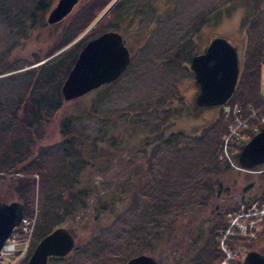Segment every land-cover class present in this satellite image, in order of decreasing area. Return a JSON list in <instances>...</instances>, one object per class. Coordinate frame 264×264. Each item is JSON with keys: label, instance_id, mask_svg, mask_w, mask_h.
Here are the masks:
<instances>
[{"label": "rangeland", "instance_id": "1", "mask_svg": "<svg viewBox=\"0 0 264 264\" xmlns=\"http://www.w3.org/2000/svg\"><path fill=\"white\" fill-rule=\"evenodd\" d=\"M99 1H84L79 9L89 6L87 11L95 10ZM112 1L114 0H109V2ZM123 2L124 0H121L119 5ZM238 3L239 0L222 4L219 0H139L138 6L141 8L139 7L135 13V20L140 19V21L146 22L152 18L153 22L150 26L146 23H139L133 26L134 30H137L136 32H132V29L126 32L131 39L129 42L126 39V42L132 44H130L132 52L131 63H129L125 75L123 73L121 79L107 86L99 87L96 91H94L96 88L91 89L80 97L65 100L66 103L61 105L57 118L64 117L69 113L71 125L79 131V134L74 135V140L79 143L84 138V145H80L84 149L90 145L89 138L98 129L108 132L109 137L113 140L117 139L119 104L136 103L140 106L155 104V109H157L160 104L167 101L172 110V129L182 130V133L173 136L168 146L161 143L160 147L156 149L157 155L152 167L156 175L154 180L147 181L140 178L122 183L119 181L84 183V186H91L90 194L87 195L89 199L87 206L90 205V207L85 213H80L83 214V218L76 232L81 238L80 243L88 242V240H84L85 238L91 239V241L87 245L80 246L79 249H73L69 257L53 259L48 264H116L117 255H119V264H122L129 256L138 253L151 254L157 259H160L161 256L162 264H171L173 263L172 247H177L179 251L183 247L186 248L188 258L194 255L197 248H200L191 247L190 242L181 237V233L176 235L171 233L176 237V240H171L173 244L170 246L164 241L157 244L154 243L155 239L151 232L154 229H177L180 224L187 223L185 232L188 233L191 229L194 235L195 230L200 228L201 222L205 227L208 226L205 218L212 216L213 207L219 203L223 205L222 200L216 199L208 191L212 187L213 189L216 187V182L212 186L206 183H210L218 177L215 173L211 174L209 160L215 142V134L219 132L220 120L216 122L214 120L219 113H223V107L222 104L197 107L194 98L198 91V85L194 81L188 59L189 55L194 52L193 50H200L206 45L209 37L217 33L226 36L238 52L242 51L245 42L244 28L240 24L243 15L242 7L237 6L231 11V14H226L230 6ZM213 5L215 6L211 8ZM32 8V0H0V67L4 66L0 72V127L6 123H16V120L11 119V113H16L17 117L21 116L20 103L14 109L12 105L23 93L34 100V105L46 106L45 102L53 92L51 90H53L60 72L46 81H42L41 78H33L32 75L40 73L47 75L48 66L53 65V63H49L51 59H56L59 64L71 63V59L74 58L80 45L67 49L73 40L71 39L62 48H59L74 28L73 21L75 20L69 21V19L72 16L75 19V15L72 14L50 26L40 19L31 20L30 12L34 10ZM203 13L207 16V21L203 22L202 19L198 29L195 30L193 24H195L198 15ZM262 14L263 12L256 16L259 22L261 19L264 21ZM117 18L119 17H116V14H112L107 19ZM102 22L103 20L96 23L97 27L92 29L94 33L100 31ZM77 24L78 21L75 25ZM263 29L264 24L260 26L259 31L261 32ZM147 31H149L148 34H146ZM190 35L193 44L182 46ZM56 46L57 48L49 55L35 60ZM33 60L35 61L32 62ZM43 62L48 63L43 68L37 66ZM53 70L55 68L51 69V73ZM60 70L62 71V69ZM260 81L261 90L264 93V64L261 66ZM179 92L183 94V101L178 99ZM93 99L96 101H92ZM27 100V103L30 104V99L27 98ZM86 104L89 105V109L96 108L97 112H84ZM113 107L117 110L113 109V112L107 113L106 109ZM12 110L13 112L7 113ZM33 110L36 111V107ZM108 114H113L112 118L116 119L110 122L108 119L111 116H106ZM106 117V121L110 122L108 124L104 122ZM227 118L225 131L218 136L222 145L219 142L220 146H217L216 152L218 154L223 152L227 158L231 159L230 147L226 144V140L229 139V133L235 132L239 128L240 122L232 125V120ZM157 120L158 118H156ZM261 121L264 124V117L261 118ZM144 123H148L147 117ZM104 124L105 126L100 128ZM56 125H58L56 121L50 122L46 131H51ZM42 128L41 124L34 125L35 131H41ZM241 129H244L243 123ZM11 135L14 134L11 133ZM53 135L50 134V136ZM251 136L245 132L239 133V138L244 139L243 144ZM10 137L14 138L9 136L5 143L11 141ZM135 137L140 139L141 133H137ZM47 138L48 135L42 134L36 141L44 142ZM59 139L57 140L55 137L47 140H50L49 142L57 140L54 144L69 146ZM62 154L65 156L64 163L66 165H60L62 167L58 166L57 168L55 159H60ZM77 154L78 152L64 153L61 147H50L43 143L42 152L39 154L40 179L38 180L34 173V192L32 202L29 204L31 211L25 215L33 218V222L29 219V222L26 223L28 229L24 230L25 223L21 220L15 229L18 231V236H21L20 238L16 236L20 244L25 239L27 240V250L42 231L49 230L56 225L70 226L75 220L79 223V220L76 219L79 216L76 213L71 214L66 210L59 213L57 210L58 207L66 208L64 203L57 202L58 197L65 193V187H68L70 183L75 189H81L80 187L83 186L82 180L68 181V177L63 176L65 172L69 173L68 163L70 164L72 159H76ZM85 158H89V156ZM72 163V171L77 175L82 169L77 167L74 161ZM232 167V170L221 181L223 185L231 186L233 195L237 194L236 201L242 195L246 203L249 202V204L244 205L241 210H235L233 214L235 217L231 220L232 224L223 226V228L222 226L215 228L214 242L217 250L219 248L221 251V257L214 260L215 264H218L225 254L221 248V240L218 242V237H216L217 233L222 235L221 238L225 241L223 247L227 249L228 245L231 248L229 250L231 258H229L228 264H239V259L241 261L246 251L251 249L264 253L262 251V249L264 250V234L250 237L238 229L237 225V223H246L248 217L245 212L259 209V202L264 201L260 200L264 195V189L260 187L263 175L244 171L234 164ZM159 170L162 171V175L159 174ZM21 172H7L10 176L9 179L4 178L0 181L1 200L17 199L19 195L13 187L18 183V180H12L11 177ZM42 174L44 177H41ZM150 179H152L151 176ZM204 194L209 199L206 202H203ZM228 194L230 197V193ZM87 196L85 194V200ZM183 198L187 201L185 202ZM255 198L257 203L254 206L250 205ZM192 210L196 220L189 213ZM179 211L183 216L174 220V213ZM241 211H244L242 216ZM71 215L73 217H70ZM157 216L160 218L159 220ZM224 219L229 223L230 215L225 213ZM66 222H71V224ZM263 222L264 217L261 221L259 220V226L264 225ZM262 228L263 226L258 231ZM239 238L242 239L239 240ZM251 240H253L251 245H247ZM165 251L172 255V262L169 256H165ZM18 252V250L14 251L16 255L10 256L7 264L25 263ZM188 262L187 259L184 260L185 264Z\"/></svg>", "mask_w": 264, "mask_h": 264}, {"label": "trees", "instance_id": "2", "mask_svg": "<svg viewBox=\"0 0 264 264\" xmlns=\"http://www.w3.org/2000/svg\"><path fill=\"white\" fill-rule=\"evenodd\" d=\"M219 1L222 4V3L231 2L234 0H219ZM214 6L215 5H213L211 8H213ZM237 6H241L242 11H243V15L241 16V19H240V24L244 28L245 42H244L243 49L241 51L242 54H240L237 82L235 84L233 93L229 97L228 101H230L232 104H236L239 109L236 113L229 112L228 115H223L224 113L221 112L216 116L214 120L215 122L220 120L218 130L219 132L220 131L221 132L220 133L217 132L215 134V142H214V146L212 149L211 159L209 161H210V166H211V174L215 173L218 175L219 178L216 177V179L212 180L210 183L206 182L208 185H211V186L214 185V182H216V187L214 189L212 187L208 191L211 192L213 194V197H216V199L222 200L224 206L220 205L219 203L215 207H213V211L211 213L212 216L210 218H205V222L208 223V226L205 227L203 222H201L202 224L200 228L198 227L195 230L194 235L192 234L193 232L191 229H189L190 232L188 233L185 232L186 230L185 227L187 223L180 224L177 229H170V228H165L161 230L154 229V231L151 232V234H153L152 236L155 239L154 243H157V244L162 243L164 241L165 243H168V246H170L171 244H173L171 243V240H174V241L176 240V237L171 235V233H173L174 235L181 233V237L184 240L185 239L188 240L191 244V247H194V246L196 248L200 247V248H197L194 255H192V257L190 256L189 258L187 257L188 253H187L186 248L183 247V249L179 251L177 247H172L171 252L173 254V263L171 264H185L184 260L186 261V259L189 261L188 264H212L216 258L221 257V251L219 250V248L217 250V247L214 242V235L216 233L215 228L219 226L220 227L222 226L223 228V226H226L227 222L224 219V215L226 211L230 207L234 206V204L237 201L244 200L243 196L241 195V197L239 196L240 198L236 201L237 194L233 195V190L231 189V186L229 184L223 185L221 180L224 178V176L226 177V174L230 170H232L233 168L232 164H235V165L237 164L238 151L242 147L243 142H244V139L239 138V133L245 132L247 135L251 136L253 133L258 131L263 125L261 118L264 117V93L261 90L260 78H261V66L262 64H264V29L260 32L259 28L260 26L264 24V21L263 19H261L259 22V20L256 19V16L263 12L262 17H264V0H239V3L237 5L230 6L227 9L226 14L227 15L231 14V11L235 7L237 8ZM88 8L89 6L79 9L75 14V19L72 16V19L75 20L73 22L76 24L78 21V24L77 25L74 24L73 30L71 31L70 35L66 38V40L62 42L63 43L61 44L62 46L65 45L68 41H70L74 36L81 33L94 20L99 10L102 8V5L100 7H97L95 10L87 11ZM202 19H203V22L207 21V16L204 13L201 14L200 16L198 15L197 19L195 20L196 25L193 24L195 30L198 29V25ZM99 22L100 21H98L97 23ZM184 44H193L191 35L185 39L182 46ZM62 46H60L59 48H61ZM56 48L57 46L51 49L50 51H48L47 53H45L43 56H39L35 60L41 59L42 57L49 55ZM202 49L203 47L200 50H193L194 52H192L189 55L188 60H190L193 54L200 52ZM35 60H33L32 62H34ZM72 60L73 59H71V61ZM46 63L48 62L40 63L37 66L40 68H43V66H45ZM49 63H53V65L48 66L47 75L43 73H40L39 75H36V74L32 75L33 78L34 77L41 78L42 81H46L48 79H52L53 76H55L58 72H60V76L58 77L57 81H55L53 90H51L53 92L51 93L47 101L45 102L46 106L40 107L38 105H34L33 104L34 100L31 97L26 96L23 93L18 96V100L14 103V105H12L14 109L15 107H17V104L19 106V103H20L21 110H22L21 116L17 117L16 113L15 114L11 113L12 114L11 119L16 120V123L14 124L6 123L5 125L0 127V181L4 178L8 180L10 177L8 173L22 171L21 173L13 175L11 178L12 180H18V183L15 184L13 188L19 195L17 199L23 203V206H24L23 215H28L29 212L31 211L30 210L31 206L29 204L32 202V197H33V192H34V187H33L34 181H35L34 173H36L38 180L40 179L41 162L39 160V154L40 152H42V147L44 143L43 141H40V142L36 141L39 139L40 135L46 134L49 136L47 139H51L54 137L50 136V134L55 135L58 132L60 134L62 133L63 135L62 139H59V140L64 142V144L65 143L69 144V146L68 147L63 146V144L59 146L62 148V151L64 153L69 152L70 149H72L73 152L75 153L78 152V154L76 155L77 156L76 165L79 168H85V164H86L85 157L88 156L86 149L80 146V145H84L83 144L84 138H82L79 143H77L74 140V135L79 134V131L71 125V121H70L71 119L69 117L70 116L69 113L67 112L68 114H66L64 117L59 116V119L57 118L58 117L57 113L60 111L61 105L66 103L65 100H63L60 86L68 70L70 69L72 62L66 63V64L64 63L59 64L56 61V59H51L49 60ZM52 68H55V70H53L51 73ZM3 69H4V66H1L0 72H2L1 70ZM60 69H62V71ZM126 71L127 69L123 72L124 75ZM122 74L120 77H118L113 82H116L117 80L121 79L123 77ZM107 85H104V86H107ZM96 90L97 89H95L94 91ZM27 98L30 99V104L27 103L28 101ZM92 101H96V99L95 100L93 99ZM136 105L138 107H141L140 111L142 113L146 114L149 112L146 104L143 106H140L138 104ZM35 107L37 109L36 111L33 110V108ZM106 111L107 113L113 112V110L109 111V109L108 110L106 109ZM10 112H13V110L7 111V113H10ZM84 112L96 113L97 109L96 108L89 109V105L86 104V107L84 108ZM55 114H56V117H55ZM106 116H111L110 119H108L110 122L116 119V118H112L113 114H108ZM227 117H229L232 120V125H236L240 122V125L238 126L239 128L236 129L235 132L229 133L228 135L229 141L226 140V144L229 145L230 147L229 151L231 153V159L227 158L224 155V153L221 151H220L221 153L219 154L216 152L217 146L222 145L218 136L219 134L224 132L225 127H227V122H228ZM28 119H30L31 121L28 122L27 121ZM106 120H107V117L105 118V121H104L105 124L110 123V122H107ZM52 121H56L58 125H56V127H54L51 131H46V128ZM242 123L244 124V129H241ZM36 124L42 125L43 128L41 131L34 130V125ZM105 124L102 126H105ZM144 125L147 126V123H145ZM11 133L14 135H11ZM181 133L182 132L172 133V136L168 138L165 137L161 141H163L164 143H168L172 140L173 136H175L176 134H181ZM9 136H13L14 138L12 139V137H10L11 141L8 143H5ZM96 141H97L96 139H93L91 142L92 143L91 147L93 151H96L97 150L96 148L98 147V144L96 143ZM107 141L112 146H116V144L119 145V141L117 139L113 140V138L110 137V139H108ZM219 142H220V145H219ZM158 147H160V145H158L157 148ZM60 156L65 157L63 154ZM61 167L62 166H60V168ZM5 170L8 173L7 172L5 173ZM163 171H164V168H163ZM69 172H70V168H69ZM161 172L162 171L159 170L160 175L163 174ZM64 174L68 176V173L65 172ZM153 175L155 178L156 176L155 171H153ZM260 175H263L262 176L263 179L261 181L260 187L264 189V174H260ZM154 178L150 180H154ZM145 179L149 181L148 178H145ZM68 181H71V180L69 179ZM82 181H83V186L80 187L81 189H75V187H73L70 183L68 185V187H70V190L66 194L64 193L61 197H58V201H57V202L64 203L66 207V208L58 207L57 210L59 213H63L62 210H66L68 212H71V214L76 213L79 216L78 218H76L79 220V223L75 219H74L75 222H72V224L71 222H66V223L71 224L70 226H67V227L74 228L73 232L75 235L74 237L75 243H74L72 250L76 248L79 249L80 246L87 245L91 241V239L85 238L84 240H88V242L80 243L81 238L76 232L78 226L81 223V219L83 218V214L81 215L80 213H85L88 200H89L88 196L91 191V186H84V183H88L89 181H84V180ZM103 182L109 183L111 181H103ZM99 183H102V182H99ZM228 193H230V197H228L229 196ZM85 194L86 196L88 195L86 200H85ZM183 199L185 202L187 201V199L185 198ZM203 199H205L203 202H206L209 200L207 199V196H205V194L203 196ZM260 200H264V195H263V198ZM203 202H201V204H203ZM189 213L195 219L194 211L192 210ZM174 214H175L173 216L174 220H178L181 216H183V214L180 211ZM204 214L205 212L203 213V215ZM159 216L161 217L160 214ZM70 217H73V215H71ZM157 219L159 220L160 218L157 216ZM158 220L156 221V224ZM56 226H59V225H56ZM262 226L263 228L259 231L257 236H261L264 234V225ZM52 228H50L49 230H51ZM49 230L42 231L32 241L28 249L27 255L22 259L23 261H25V259L28 257V254L30 252L32 245H34L36 241L41 236H43L45 233H47ZM216 235H217L216 237H219V233H217ZM241 239L242 238H239V240ZM252 241L253 240L247 243V245H251ZM77 244H79L78 247H76ZM71 251L62 257L49 256L48 263L52 261L53 259H62V258L69 257L71 255ZM262 251L264 250L262 249ZM167 253L168 251H165V256H169V259L172 262V255L167 254ZM238 263H240V260L238 261Z\"/></svg>", "mask_w": 264, "mask_h": 264}, {"label": "water", "instance_id": "3", "mask_svg": "<svg viewBox=\"0 0 264 264\" xmlns=\"http://www.w3.org/2000/svg\"><path fill=\"white\" fill-rule=\"evenodd\" d=\"M77 0H58L50 10L47 21L54 22L69 11ZM129 60L127 47L116 31H105L90 39L79 51L77 58L64 77L60 90L64 99L80 96L87 91L115 79ZM189 67L198 83L195 103L219 105L232 94L238 76V56L233 44L222 35L210 38L204 50L195 53ZM264 162V124L240 148L237 163L249 168ZM23 203L16 199H0V247L12 228L23 215ZM74 246L73 227L59 225L34 244L24 264H46L51 255H66ZM154 255L139 253L124 264H159ZM239 264H264V253L246 251Z\"/></svg>", "mask_w": 264, "mask_h": 264}, {"label": "flooded vegetation", "instance_id": "4", "mask_svg": "<svg viewBox=\"0 0 264 264\" xmlns=\"http://www.w3.org/2000/svg\"><path fill=\"white\" fill-rule=\"evenodd\" d=\"M84 1H87V0H77L71 6L69 11L66 12L61 18H59L58 20L54 22H48L47 21L48 14L50 10L57 4L58 0H32V4H33L32 9L34 10L30 12L31 20L40 19L47 25L53 26L57 22H60L66 19L72 14L75 15V13L79 10V7H81ZM98 3L99 4L97 7H100L102 5V8L99 10L100 12H98L94 20L81 33H79L78 35L72 38L73 40L69 44L68 49L80 44L78 46V50H76V54L72 60V64L77 58L78 53L81 50V48L90 39L98 36L102 32L109 31V30L116 31L121 35L122 42L123 44H125L128 50L129 60H128L126 67L122 70V72L115 79L109 82L102 83L101 85L95 87L96 89L98 87H102L104 85H107L115 81L127 69L129 63H131V52H132L130 48L131 43L126 42V39L128 42L131 39L129 36H127L126 32L131 29H132V32H136L137 30H134L133 26L138 25L139 23H146L148 26H150V24L153 22L152 18L150 17L148 18H150L151 20L149 21L148 19L146 22H142L140 21V19L135 20V16H136L135 13L138 11L139 7L141 8V6H138L139 0L137 1L124 0L123 4L121 5H119L121 3V0H114L112 2H109V0H106V1L100 0ZM112 14H116V17H119V18L107 19L108 17L112 16ZM71 20H72V17L69 19V21ZM102 20L103 22L101 23L102 27H100L101 28L100 31H97L96 33H94L92 29L96 28L97 27L96 23ZM148 33L149 31L146 32V34ZM216 35H221V34L217 33ZM84 36L85 38L83 39ZM213 36H210L209 40ZM133 42H134V39H133ZM205 46L200 52L204 50ZM66 48H63V49H66ZM235 49H236L237 56H238V68H239L241 52H238L236 47ZM77 97H80V96H77ZM75 98L76 97L67 99V101L75 99ZM178 99L179 101H183V94L181 92L178 93ZM198 106L199 105H197V107ZM147 107H148L149 112L145 114L140 111L141 107H138L134 103L119 104V131L117 132V140L119 141V145L116 144V146H112L107 141L108 139H110L108 132H103L102 129H98L97 131H94V135L89 138L90 145L87 148H85L89 156V158L85 159V162H86L85 168H81L82 171H80L76 175L72 171V165H73L72 162L74 161L76 164L77 159H72V161H70V164L68 163V166L71 168L70 172L68 173V176H66L65 174H63V176L68 177V180L70 179L71 181L84 180V181H90V182L93 181L95 183H99L103 181H111V182L119 181V183H122V182H131V181H134L140 178H143V179L148 178V180H150V176L153 179L154 169L152 167L155 163V159L157 155L156 153L157 146L160 145L161 143H164L161 140L164 139L165 137L168 138L172 136V133L182 132V130L176 131L175 129H172V126H171L172 110H171L170 103L167 104V101L166 102L164 101L162 104H160L157 107V109H155L156 108L155 104H153L152 106L147 104ZM108 109L110 111L115 108L113 107V108H108ZM146 117L148 119L147 126L144 125ZM156 118H158L157 121H156ZM103 127L104 126H101L100 128H103ZM137 133H141L140 139L135 137ZM62 136H63L62 133L60 134L59 132L53 135L54 138L57 137V140L59 138L62 139ZM93 139L97 140L96 143L98 144V147L96 148L97 149L96 151H93L91 147L92 145L91 142ZM49 141L50 140H45L44 143L49 145L50 147L51 146L60 147L59 145L54 144L56 141H53V142H49ZM169 144L170 142L165 143L164 145L168 146ZM68 153L73 154L74 152L72 149H70ZM64 158L65 157H60V159H55L56 161L55 165L57 166V168L60 165H63V166L66 165L64 163L66 159ZM41 177H44V175L42 174ZM69 190H70V187H65L64 188L65 194ZM89 207L90 205L86 207V210H88ZM74 243H75V238H74ZM118 251H119V248H118ZM51 256H56V255H51ZM57 257H62V256H57ZM125 262L126 261H124L122 264H124ZM47 263H48V259H47L46 264ZM14 264H17V263H14ZM116 264H119V255H117L116 257ZM159 264H162L161 256H160Z\"/></svg>", "mask_w": 264, "mask_h": 264}, {"label": "built area", "instance_id": "5", "mask_svg": "<svg viewBox=\"0 0 264 264\" xmlns=\"http://www.w3.org/2000/svg\"><path fill=\"white\" fill-rule=\"evenodd\" d=\"M238 109L239 108H238V106L236 104H233V105L226 104V105H224V112H225L226 115H228L229 112L236 113L238 111ZM246 170L251 171V172H255V173L264 174V164H261V165H258L256 167L252 168V169H246ZM255 203H257V200H253V202L250 205L254 206ZM247 204H249V202L248 203L239 202L238 205L230 208L226 212V213H228V215H230L229 223H227L228 226H229V224H232L231 220L235 217V216H233V214L235 213V210L236 209L237 210H241V209H243L244 205H247ZM258 206H259V209L255 210V211H251V212L246 211L245 212L246 216L248 217V221L246 223H243V224L237 223L238 229H240L241 231L245 232L250 237H254L257 234V231L262 226V225L259 226V220L261 221L263 219V217H264V201L259 202ZM243 212L244 211L240 212L241 216H242ZM249 215H250V217H249ZM252 216H255V217H252ZM29 219L33 222V218H31L30 216H24L21 219L25 223V225L23 226L24 230L28 229V227L26 226V223L29 222ZM257 227H258V229H257ZM16 228H14L12 230V232L5 239L4 244L0 248V264H7L8 260H10L9 259L10 256H15L16 255L14 253L15 250L19 251L18 254H19L20 257H23L26 254V252H27V240L25 239L22 242V244H20L17 241L16 236H18V231L15 230ZM221 236L222 235H219L218 242L221 240L220 241L221 248H222V250L224 251L225 254L220 259L218 264H228V260H229V258H231V254H230V251H229V250H231V248H229L228 245H227V249H225L223 247V242H225V241L223 240V238H221ZM18 237L20 238L21 236L19 235ZM213 264H215V262H213Z\"/></svg>", "mask_w": 264, "mask_h": 264}]
</instances>
